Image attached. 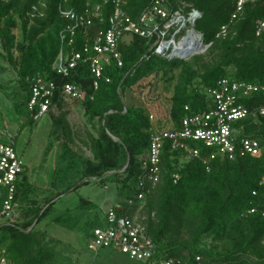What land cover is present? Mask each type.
<instances>
[{
  "label": "trees",
  "instance_id": "obj_1",
  "mask_svg": "<svg viewBox=\"0 0 264 264\" xmlns=\"http://www.w3.org/2000/svg\"><path fill=\"white\" fill-rule=\"evenodd\" d=\"M155 1L125 0L124 12L137 22ZM163 1L186 18L193 11L199 14L194 27L188 24L179 35H185L189 29L199 34L203 45L209 46L211 62L194 69L184 59L155 54L156 38L133 36L129 43L119 46L122 68L114 64L107 67L104 76L110 78V83L103 80L94 91L92 76L85 65L80 64L64 77L57 74L56 62L61 50L72 51L61 41V33L71 24L61 12L82 15L88 5H99L102 0H0V58L18 78L17 99L21 103L15 106V112L25 118L26 125L38 123L34 119L38 109L30 112L28 104L31 80L41 77L56 85L51 106L59 113L52 116L55 128L69 133L68 112L64 109L68 101L62 94L68 84L87 93V100L81 105L87 120L97 123V134L87 135L92 158L81 162L82 178L76 186L68 187L54 199H46L41 207L25 209L23 202L30 198L33 186L26 174H22L16 185L15 201L22 204L19 215H24L26 221L0 227V251L9 264L49 262L50 254L41 252L39 237L42 236L34 227L52 213L56 199L90 184L106 187L108 183H121L119 194H123L131 181L136 187L137 179L143 175L141 158L149 148L153 130L145 109L125 104L126 93L140 79L155 74L170 85L174 82L169 116L175 125L186 116L185 106L191 112L207 110L206 90L221 78L264 83V28L260 29L264 22V2L246 3L236 13L239 0ZM223 28L226 34L221 36ZM82 34V29L77 31L73 46L76 52H81L85 43ZM261 105L264 94L246 102L247 107ZM235 127L240 138L259 144L258 156L211 161L203 152V159H193L184 150L174 152L171 144L165 142L160 183L144 200V212L149 216L147 232L155 246V259L195 264V258L200 257L203 264H264V117L240 121ZM175 174L179 178L176 184ZM135 194L134 188L125 200L134 198ZM79 207L90 209L94 205L81 198ZM97 226L87 230L88 238ZM206 239L218 244L225 242L228 246L223 250L206 247Z\"/></svg>",
  "mask_w": 264,
  "mask_h": 264
},
{
  "label": "built area",
  "instance_id": "obj_2",
  "mask_svg": "<svg viewBox=\"0 0 264 264\" xmlns=\"http://www.w3.org/2000/svg\"><path fill=\"white\" fill-rule=\"evenodd\" d=\"M257 2L264 0H239L236 13L246 3ZM124 6L125 0H102L99 5H88L82 15L72 11L61 12L71 21L61 33V41L72 51H60L56 62L58 75L68 77L80 64L85 65L92 76V88L97 91L101 81L110 83V78L104 76L107 67L114 64L122 68L119 46L129 43L133 36L156 38L153 44L155 54L172 59V54L190 36V31H187V37H180V32L188 24L193 26L197 14L193 11L186 18L179 11L169 9L163 0H156L136 22L126 15ZM263 28L264 22L260 24V29ZM81 29L85 43L81 52H76L73 46L77 31ZM225 34L226 28H223L221 36ZM55 91L56 85L51 81L41 77L31 80L28 109L30 112L38 109L35 120L50 113ZM62 94L70 102L84 103L87 100V93L71 84L63 87ZM257 94H264V83L252 84L226 77L206 90L207 110L191 112L185 106L186 116L178 125L172 122L170 116L159 122L151 112L148 113L153 130L149 148L141 158L143 175L137 179L136 194L134 198L107 210L103 224L95 227L88 238V250L97 255L103 250H112L143 264H181L172 259L154 258L155 246L147 232L149 216L141 213L147 195L156 189L161 180L163 146L169 142L174 152L184 150V154L193 159L202 158L204 152L211 161H235L258 156L259 144L240 138L239 130L235 127L240 121L264 117V105L255 108L246 106V102L253 100ZM89 99L92 101L94 97ZM23 173L24 163L14 143L0 142V227L17 222L21 204L15 201L16 185ZM178 179V175H173L175 184ZM0 264H9L4 252H0ZM195 264H203V260L196 257Z\"/></svg>",
  "mask_w": 264,
  "mask_h": 264
},
{
  "label": "rangeland",
  "instance_id": "obj_3",
  "mask_svg": "<svg viewBox=\"0 0 264 264\" xmlns=\"http://www.w3.org/2000/svg\"><path fill=\"white\" fill-rule=\"evenodd\" d=\"M196 58H199L198 62ZM184 59L196 69L210 63L213 56L206 49L191 52ZM173 86L174 82L170 85L161 75L143 77L126 93L125 104L143 108L162 122L169 116ZM18 94L17 75L0 58V142H13L23 160L24 173L33 186L30 198L23 202V208L29 209L41 207L46 199H54L68 187L76 186L82 178L81 162L92 158L87 135L97 134V123L87 120L81 103L68 101L64 108L68 112V134L52 124V116L59 115L55 109L34 126L26 125L25 118L15 112V106L21 103ZM120 188L121 183H108L106 187L90 184L55 200L52 213L34 227L42 236L39 237L41 252L50 254L47 264H143L112 250H103L98 255L88 250L87 230L104 220L111 206L125 202L130 190L136 188L135 182H129L123 194H119ZM81 198L90 201L94 207L80 208ZM24 221V215H19L16 223ZM183 239L189 241L188 237ZM204 244L219 250L228 246L225 242L213 243L211 239H206Z\"/></svg>",
  "mask_w": 264,
  "mask_h": 264
},
{
  "label": "water",
  "instance_id": "obj_4",
  "mask_svg": "<svg viewBox=\"0 0 264 264\" xmlns=\"http://www.w3.org/2000/svg\"><path fill=\"white\" fill-rule=\"evenodd\" d=\"M198 17H199V15L196 14L195 15V18H194V25H195V22L198 19ZM191 33H193V31ZM195 37H196V39H197V41L199 43V45L197 47H195L194 49L185 50L186 53H183V52H175V53L172 54V57L171 58L172 59L173 58H180V59L183 58L184 59V56L189 55L191 52H194L195 53L198 50H206V49H208V46H204L203 45V43L201 42V37L198 34H195ZM187 40H188V37L186 38L185 41H187Z\"/></svg>",
  "mask_w": 264,
  "mask_h": 264
},
{
  "label": "bare ground",
  "instance_id": "obj_5",
  "mask_svg": "<svg viewBox=\"0 0 264 264\" xmlns=\"http://www.w3.org/2000/svg\"><path fill=\"white\" fill-rule=\"evenodd\" d=\"M193 37V38H192ZM193 39V40H192ZM199 45L196 37L190 35L188 41H186L185 44L181 45L180 48H178L177 52H183L186 53L185 50L188 49H194L195 47H197Z\"/></svg>",
  "mask_w": 264,
  "mask_h": 264
},
{
  "label": "clouds",
  "instance_id": "obj_6",
  "mask_svg": "<svg viewBox=\"0 0 264 264\" xmlns=\"http://www.w3.org/2000/svg\"><path fill=\"white\" fill-rule=\"evenodd\" d=\"M197 13V12H196ZM198 14V13H197ZM192 27H194V24H193V26ZM187 31H190V35H192V36H194L195 37V34H197L193 29H189V30H187ZM187 31H186V35H183V36H181V37H186L187 36ZM193 31V33H191ZM199 35V34H198ZM200 36V35H199ZM190 37V36H189ZM189 37H188V39H189ZM201 37V36H200ZM188 41V40H187ZM186 42V41H185ZM201 42H202V37H201ZM209 47V46H208ZM174 59V58H173ZM178 59H180V58H178ZM181 59H183V58H181ZM185 60V59H184Z\"/></svg>",
  "mask_w": 264,
  "mask_h": 264
},
{
  "label": "crops",
  "instance_id": "obj_7",
  "mask_svg": "<svg viewBox=\"0 0 264 264\" xmlns=\"http://www.w3.org/2000/svg\"><path fill=\"white\" fill-rule=\"evenodd\" d=\"M103 222H104V220H100L97 224H98V226H101L102 224H103Z\"/></svg>",
  "mask_w": 264,
  "mask_h": 264
}]
</instances>
